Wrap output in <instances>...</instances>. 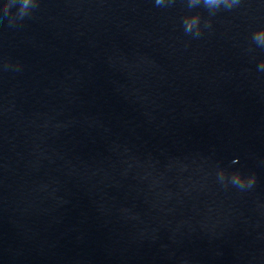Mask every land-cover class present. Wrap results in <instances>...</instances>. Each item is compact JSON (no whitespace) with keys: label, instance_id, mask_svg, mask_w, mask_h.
Returning <instances> with one entry per match:
<instances>
[{"label":"water","instance_id":"1","mask_svg":"<svg viewBox=\"0 0 264 264\" xmlns=\"http://www.w3.org/2000/svg\"><path fill=\"white\" fill-rule=\"evenodd\" d=\"M211 11L0 14V264H264V0ZM221 168L257 182L225 187Z\"/></svg>","mask_w":264,"mask_h":264},{"label":"clouds","instance_id":"2","mask_svg":"<svg viewBox=\"0 0 264 264\" xmlns=\"http://www.w3.org/2000/svg\"><path fill=\"white\" fill-rule=\"evenodd\" d=\"M40 0H0V14L5 17H9L8 23L12 24L16 20L21 19L30 14L32 9L39 5ZM155 5L165 6L172 3V0H154ZM190 6L201 3V0H188ZM241 0H203V4L212 10L210 16L214 15L218 9H233L239 6ZM16 11L13 13L11 10L14 5H17ZM210 21L201 22L200 15H185L181 20L183 31L186 34H190L192 37H199L203 29L209 25ZM251 40L260 48H264V27L254 30L251 33ZM18 67V66H17ZM258 70L264 71V60H260L257 65ZM233 164L238 163V160L234 159ZM217 180L225 187L232 186L237 189H250L256 182L257 177L255 174H244L239 170L226 172L224 169H218L215 173Z\"/></svg>","mask_w":264,"mask_h":264}]
</instances>
